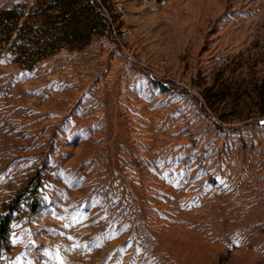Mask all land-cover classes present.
Wrapping results in <instances>:
<instances>
[{"label":"rangeland","instance_id":"374dc122","mask_svg":"<svg viewBox=\"0 0 264 264\" xmlns=\"http://www.w3.org/2000/svg\"><path fill=\"white\" fill-rule=\"evenodd\" d=\"M98 1L111 39L0 53V264H264V0Z\"/></svg>","mask_w":264,"mask_h":264},{"label":"trees","instance_id":"16d2710c","mask_svg":"<svg viewBox=\"0 0 264 264\" xmlns=\"http://www.w3.org/2000/svg\"><path fill=\"white\" fill-rule=\"evenodd\" d=\"M50 8L57 11L56 15L60 17L53 19L45 11L38 12L41 18V22L38 24L40 32L37 33L39 35H36V33L32 34L34 27L28 29L31 33L29 44H26L24 28H21L22 24H25V21L21 22L23 10L16 8L2 10L0 13V53L4 50L6 43L12 37H15L14 42L9 44L10 49L19 57L25 55L28 58L27 60H24V58L18 59L27 67H30L36 61L60 47L68 44L75 45L76 41L83 38L84 32L87 29H92V26L95 27L96 24L103 27L106 30V35L110 39L112 38L109 19L98 0H86L78 5L73 3V0H67L63 3L56 2ZM16 29L17 32L13 36L12 34ZM83 43L85 42L83 41ZM11 219V210L0 215V254L1 247L7 240L8 226Z\"/></svg>","mask_w":264,"mask_h":264}]
</instances>
